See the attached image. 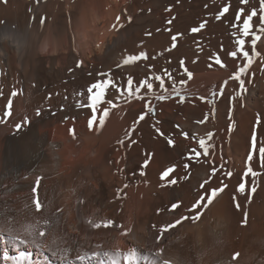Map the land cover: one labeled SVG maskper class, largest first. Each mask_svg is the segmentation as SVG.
<instances>
[{
  "label": "bare ground",
  "instance_id": "1",
  "mask_svg": "<svg viewBox=\"0 0 264 264\" xmlns=\"http://www.w3.org/2000/svg\"><path fill=\"white\" fill-rule=\"evenodd\" d=\"M226 4L229 13L216 20ZM240 6L239 0H0V32L5 37L0 41V264H13L4 259L6 251L14 258L26 253V264H97L92 252L110 261L114 251L127 253L132 248L138 251L139 264H163L164 260L170 264H264V167L259 165L258 151L251 162L259 173L254 194L252 178L243 175L254 130L258 147L264 146V42H258L262 55L254 58L244 77L246 91L232 101L230 97L240 88L237 81L229 80L223 96H213L243 63L227 55L235 50L233 24L239 23L234 16ZM243 6L245 14L251 8L259 12V0ZM173 17L172 25H167ZM204 20L208 21L204 29L190 32ZM253 23L259 27L256 18ZM168 27L171 33L165 31ZM176 32L184 33L177 48L164 52ZM197 43L203 51L197 50ZM246 48L251 52L250 38ZM140 50L148 53V61L116 67L125 55ZM161 52L163 56L157 55ZM217 53L227 67L210 59ZM181 58L193 73L183 86V102L175 94L156 101L152 93L164 90L155 81L149 93L157 106L155 115L136 124L144 103L119 99L114 101L119 107L110 111L101 128L106 95L97 107V120L88 126L91 109L79 103L87 101L86 89L97 73L111 69L120 83L132 75L135 84L145 74H162L168 68L179 80ZM148 64L153 68L149 70ZM170 85L166 79L169 91ZM82 92L84 96L79 95ZM182 131L189 133L187 139ZM209 132L211 141H207ZM194 135L213 146L210 158L215 163L210 166L201 157L191 164L190 178L179 179L186 175L183 165L189 162L188 150H199ZM169 136L175 146L168 144ZM221 162L225 167L210 186L226 184L224 191L199 221H184L161 238L159 229L164 224L191 215L187 208L202 192L199 184ZM172 165L176 171L168 179L178 178L175 185L160 179ZM228 171L231 177L226 176ZM241 182L246 183L243 194L238 191ZM177 201L181 208L170 211ZM109 219L114 221L112 226L95 227ZM25 230L41 246H17L12 234L23 235ZM84 254L88 260L77 259ZM115 258L126 264L123 257Z\"/></svg>",
  "mask_w": 264,
  "mask_h": 264
},
{
  "label": "snow or ice",
  "instance_id": "2",
  "mask_svg": "<svg viewBox=\"0 0 264 264\" xmlns=\"http://www.w3.org/2000/svg\"><path fill=\"white\" fill-rule=\"evenodd\" d=\"M240 6L235 11L234 20L239 22L236 24H233V27L236 29L235 32L232 33V35L235 37V50H231L227 53L229 57H231L233 60H242L243 63L241 65H238L236 70L230 75V77L227 80L223 81L222 86L220 87L218 92H214L213 96H223L224 94V88L228 85L229 80H234L239 83L240 91L236 93V95L230 97L232 101L236 100L237 96H240L243 94L244 91H246L245 88V75L249 73V70L251 66L253 65L254 58L260 57L262 55L261 51L258 50V42H264V0H259V12L257 8H251L250 11L245 14V7L243 5H247L249 3V0H239ZM167 11H171V8L167 9ZM230 7L229 5H225L215 16L216 20H221L225 17L227 13H229ZM254 18L258 20L259 27L255 28L254 26ZM169 19L166 21L167 25L171 26L173 23V20ZM117 20H119V17H117ZM132 17H128V21L131 22ZM40 23H44V19L42 18L40 20ZM208 21L204 20L201 23H199L198 27H192L190 29L191 33H199L202 29H204L207 25ZM115 27V25H113ZM123 27V25H121ZM157 31H160V29H157ZM167 32H172V28L168 27L165 29ZM146 35L151 36V32H147ZM184 33L182 32H176L174 35H171V41H170V47L166 48L164 52H171L173 49L177 48L178 45V38L182 37ZM250 38V48L251 52L246 48V40ZM12 39V37L10 38ZM5 40V37L3 35V32H0V41ZM143 43V42H141ZM17 46H22L20 42H17ZM197 50L203 51V48L200 47L199 43H197ZM164 52L158 53L157 55L163 56ZM149 56L146 51L140 50L136 54H128L125 55L120 63L116 64L117 68H122L126 65H133L140 61H148ZM155 59V57H153ZM199 59V57L196 58V60H193L192 63H196V61ZM210 59H213L216 65H219L221 67H227V65L222 61L221 56L219 53H217L214 57H210ZM82 64V61L80 62ZM168 63H171L169 61ZM179 67L183 69V77L177 80V78L174 77L173 72L170 71L168 68L162 69V74H156L155 72H152L151 75L145 74L144 78L140 79L137 78L135 84L134 79L132 75H128L126 78V81L124 83H120L118 79L113 78V73L111 69L107 72H99L97 73V77L95 78V82L91 83L87 89H86V95H87V101L79 103V107L85 108L88 107L91 109V119L88 122V126L91 128L93 125V122L97 120L96 112L97 107L101 104L102 101H104L105 96L108 95L109 98L107 99V102L105 106L102 108V115L99 119V126L102 128L105 124V119L109 116L110 111L113 108L119 107L117 103H115V100L124 99L126 102H129L131 100H139L144 103V110L139 114L137 120L135 121L136 124L140 123L141 121L145 120L146 117H149L151 115H155L157 111L156 104L153 103V99L149 98V93L154 88V82L158 81L157 87L160 89H163V93H152L154 99L156 101H166L171 98L173 94H175L178 99L183 102L184 97L181 94L183 90V86L187 84L188 80L192 79L193 73L189 71V69L185 66V59L181 58L179 61ZM80 66L79 64L77 65ZM209 67H212L210 64ZM147 68L150 70L153 68V65L148 64ZM92 73H89V76H91ZM186 77V78H184ZM171 81V91H169L168 88L165 87V80ZM179 83L180 87H177V84ZM141 89H143V94H141ZM17 93L14 91L12 93L13 96H15ZM79 95L84 96L85 93H79ZM201 100H204L205 97H201ZM215 101L213 100V104ZM12 101H8L9 107H11ZM37 115H40V111L38 110ZM204 121L201 120L199 123H203ZM257 125L260 124V116L257 115ZM17 128H19L21 125L17 124ZM152 127L155 129V131L161 135L164 136V133L161 132L160 128L157 127L155 124L152 125ZM177 128H179V125H177ZM134 130V128H133ZM185 139L188 138L189 133L187 131H182L180 133ZM213 137V134L211 132L208 133L207 141H211ZM192 139L198 141V148H190L188 152L186 153L188 163H185L183 165L184 169L186 170V175L179 177V179L187 180L190 178V167L193 162H200L201 157L204 158V160L211 166L215 162L211 160L210 158V148L213 146L206 142V139L203 137H197L193 136ZM167 142L170 146H175V140L169 136L167 137ZM121 144L124 143L123 140L120 141ZM131 143H136L135 140H131ZM258 151V158H259V165L261 167H264V146L258 147V137L257 132L254 130L251 135V151L247 157V161L249 162V166L247 167V171L243 173L245 177H251L252 178V187H251V193L256 192V185H255V177L259 175L258 172L254 171L251 162L253 161V153H256ZM148 160H145V165H147ZM225 167V164L221 162L218 166H212L210 172H206V175H208V179H204L199 184V189L202 190V192L198 195V198L191 204L190 207L187 208V212L191 213V215H180L178 219L175 220L174 223H167L164 224L163 227L159 229L161 238L163 234L168 231L169 229L175 228V226L180 225L184 221H199L204 214V211L209 208L210 205L214 202V199L218 196L219 193H222L224 189L227 187L226 184H223V181L221 180L220 183L223 184L222 187H211L210 181L213 177L217 176V173L221 172ZM176 171V165H172L167 167L160 176L161 181H166L167 184L175 185L178 183V178L170 177L171 174L175 173ZM141 175H144L143 171H141ZM233 173L231 171H228L226 173L227 177H231ZM40 180L37 179L36 185L39 186ZM206 185L209 186L206 188ZM165 185L162 183L161 187H164ZM127 188V185L124 186ZM246 190V183L241 182L238 185V191L239 193H245ZM33 193H36L37 189L34 187L32 189ZM235 200V197H233ZM236 207L239 208V203L236 204ZM36 208L39 210L41 208V204L39 199L36 200ZM181 208V202L177 201L175 203L171 204V210H179ZM247 222V214L245 213V219L244 223ZM114 224V221L111 219L107 220L106 223L100 224L97 223L95 225L96 228L105 227L108 228ZM0 231H3V229H0ZM131 231V229H129ZM126 234V233H125ZM38 235L42 236L44 235L43 232L38 233ZM12 239L16 242L17 246L23 244H36L38 247L41 246L37 243L36 236L32 235V232L30 230H25V234L20 233H13ZM67 251V250H65ZM163 253V249L160 250L159 254ZM101 253L100 252H92L91 258L97 259V264H121V261L116 259V256L123 257V260L126 262V264H139V254L137 249L132 248L127 253H122L119 250H116L112 253V258L110 261H105L102 259H99ZM107 255V254H106ZM237 256L239 254H236ZM235 258V257H234ZM4 259L5 260H12L13 264H26L27 262V254L21 253L19 258L10 257L8 252L6 251L4 253ZM77 259L81 261H85L89 259V256L87 254L84 255H78ZM67 264V262H66ZM163 264H170L169 260H164Z\"/></svg>",
  "mask_w": 264,
  "mask_h": 264
}]
</instances>
